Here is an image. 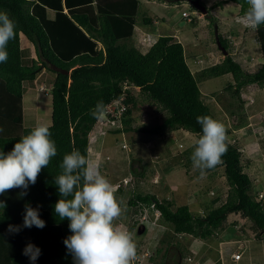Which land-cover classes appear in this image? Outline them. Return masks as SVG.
<instances>
[{
  "label": "trees",
  "instance_id": "16d2710c",
  "mask_svg": "<svg viewBox=\"0 0 264 264\" xmlns=\"http://www.w3.org/2000/svg\"><path fill=\"white\" fill-rule=\"evenodd\" d=\"M228 2L237 3L239 14L245 15L246 0H217L204 16H213L211 9ZM139 4L140 0H0V11L7 12L16 22L17 31L16 38L7 46L8 61L0 63V128H3L0 152L11 151L20 137L35 127L23 124V96L25 85L35 84L42 69L53 74L47 81L50 87H44L43 92L51 97V123L47 126L57 147V155L42 169L26 195H21L19 188L0 195V200L6 203L4 209L0 208V264H32L22 254L29 243L41 250L35 264H73L63 243L72 234L69 221L59 220L54 212V205L60 199L54 177L60 174L59 164L66 153L78 149L89 157L90 133L97 123L106 122L108 131L114 134L140 130L164 137L183 130L198 137L201 134L198 116L216 120L209 103L202 98L201 81L231 74L233 83L224 89L240 100V107L243 105L240 94L246 86L255 83L264 87V24L255 30L262 61L254 71H245L232 55V44L217 34V44L227 54L221 61L195 72L186 60L182 43L172 40L174 37L158 35L145 50L127 44L126 40L134 36ZM184 17L187 19L189 15ZM189 21L193 22V18ZM142 22L146 25L154 21L146 16ZM21 33L33 45L36 57L29 56V51L22 48ZM193 61L197 63L194 57ZM53 65L68 73L53 70ZM137 95L163 110L160 122L142 128L134 125ZM121 97L127 108L115 125L110 124L113 117L109 112L105 111L101 121L90 114L98 101H103L106 110L112 101ZM230 132L226 129L227 135ZM193 144L177 151L180 167L192 166ZM242 152L237 143H230L227 138V151L221 158L228 185L225 199H216L201 212L191 211L186 204L161 200L151 192L133 194L127 201L128 206L134 211L144 208L157 211L161 222L167 223L174 235L186 234L203 240L217 236L227 224L229 214L237 213L248 219L257 237H261L264 235V191L261 200L251 191L252 179L246 172L251 161ZM122 185L117 188L121 190ZM25 205L38 208L46 226L22 227L18 233H9L10 224L23 225ZM168 245L162 255L169 253ZM161 251V247L155 249L156 253ZM233 254L235 251L231 253L232 258ZM220 258L210 262L204 255L197 264H221Z\"/></svg>",
  "mask_w": 264,
  "mask_h": 264
},
{
  "label": "rangeland",
  "instance_id": "374dc122",
  "mask_svg": "<svg viewBox=\"0 0 264 264\" xmlns=\"http://www.w3.org/2000/svg\"><path fill=\"white\" fill-rule=\"evenodd\" d=\"M215 1L200 0L207 8ZM239 8L237 3L228 2L211 9L210 14L214 17H205L186 0H140L135 35L126 42L145 50L158 35L174 37L172 40L182 43L186 60L191 70L196 72L223 59L224 53L217 44L218 34L232 44L230 50L234 59L241 63L245 71L252 72L262 61L260 48L255 31L246 25ZM183 12L193 18V22L187 20ZM146 16L154 22L143 25L142 18ZM141 31L151 33L152 40L148 35L144 43L142 34L137 39ZM136 39L145 45L136 43ZM20 43L22 48L29 51V56L36 57L33 45L22 33ZM42 72H45L44 69L35 84L25 85L23 124L27 127L51 123V97L43 90L44 87H50L47 81L53 74L46 71L43 75ZM228 83H233L231 74L201 81L199 87L202 98L209 103L216 120L225 129H230L228 141L237 143L242 148L244 158L250 159L251 165L246 172L252 179L251 191H264V87L255 83L246 86L240 94L243 101L240 107V100L224 89ZM137 97L139 101L133 112L134 125L142 128L160 122L163 110L140 95ZM104 123H97L93 127L89 153L93 154L91 161L99 165L102 175L112 185L122 208L121 216L113 223L115 227L129 233L137 246L138 259L133 264H193L195 261L200 262L204 255L211 258L212 262L221 257L222 264H264L261 261L264 258V235L261 240H256L251 233L254 232L251 222H243L240 215L235 217L237 224L234 225L237 227L234 228L241 229L243 225L245 234H237L234 228L226 227V224L217 236L203 240L186 234L174 235L170 226L161 222L159 212L147 208L134 211L133 207L128 206V199L140 192H151L159 199L172 200L177 205L186 204L193 212L203 211L216 199H225L228 185L222 163L208 170L203 177L193 165L180 167L181 159L177 151L191 146L196 135L183 130L167 133L164 137L140 130L114 134L108 131L107 123ZM168 173L172 176L167 178ZM123 178L129 183L123 184L120 190L116 184ZM235 240L240 241L234 243ZM238 243L241 244L239 247ZM167 245L169 253L162 255ZM243 245L244 248H241ZM160 247L162 251L156 253L155 249ZM236 250L235 253H243L240 261L231 257V253ZM188 256L192 258L191 261H188Z\"/></svg>",
  "mask_w": 264,
  "mask_h": 264
},
{
  "label": "clouds",
  "instance_id": "9594fccd",
  "mask_svg": "<svg viewBox=\"0 0 264 264\" xmlns=\"http://www.w3.org/2000/svg\"><path fill=\"white\" fill-rule=\"evenodd\" d=\"M248 8L242 19L253 31L264 24V0H246ZM16 22L5 11H0V63L8 61L7 46L16 38ZM94 119L105 115L103 101L90 110ZM201 134L195 139L191 161L201 177L222 162L227 151V134L224 125L211 116H198ZM3 128H0V132ZM45 124H37L27 135H22L8 153L0 152V195L21 189L26 195L35 185L42 169L49 166L57 155L55 142ZM92 139L90 138V142ZM60 174L54 177L60 199L54 205L59 220L67 219L71 235L63 243L73 264H133L138 259L137 246L131 235L114 226L122 214L112 185L102 175L99 165L93 163L78 149L66 153L59 164ZM6 203L0 200V208ZM42 229L46 226L39 209L25 205L23 225H9L7 231L18 233L21 228ZM32 264L41 254L40 248L29 243L22 252Z\"/></svg>",
  "mask_w": 264,
  "mask_h": 264
},
{
  "label": "crops",
  "instance_id": "0c3cea01",
  "mask_svg": "<svg viewBox=\"0 0 264 264\" xmlns=\"http://www.w3.org/2000/svg\"><path fill=\"white\" fill-rule=\"evenodd\" d=\"M143 28H144V26H143ZM134 33H135V30H134ZM140 34H142L143 36H144V40H145V42L144 43H146V40H147V37L146 36H148L149 35V37H150V39L152 38V34L151 33H147V32H145V31H141L140 33H139V36L137 37V39L139 38L140 39ZM135 35V34H134ZM155 37V36H154ZM156 38V37H155ZM136 39V40H137ZM140 41V40H139ZM138 42V40L136 41V43ZM139 44L141 43V44H144V43H142L141 41L140 42H138ZM91 143V142H90ZM93 156V154H91V153H89V159L91 160V157ZM169 176H172V174H170V173H168V176H167V178L169 177ZM172 188H175L174 186H172ZM259 193H263V190H260V191H258V192H256L255 193V195H258ZM238 215H240V214H237V213H232V214H229V216H228V222L230 221L231 223L229 224L228 222H227V225H226V227L228 226V227H231V229H233L234 227H237V225H234V224H237V222L235 221V217L236 216H238ZM242 217V216H241ZM244 217H242V219L241 220H243V222H245L246 220H248V219H246V218H244ZM249 221V220H248ZM233 222V223H232ZM250 222V221H249ZM252 224V223H251ZM234 225V226H233ZM243 226V225H242ZM250 227H251V225H250ZM242 228H244V227H241V229H233V230H235L236 232H237V234H245V232H243L242 231ZM252 228H253V230H254V232H251V233H253V237L257 240V239H259V240H261L262 238L261 237H257V235H256V233H257V231L254 229V227L252 226ZM244 230H245V228H244ZM252 230V231H253ZM247 231V230H246ZM238 241H240V240H235L234 241V243H237ZM220 243H225V242H222V241H220ZM241 244L240 243H238V247L240 246ZM248 249H249V246H248ZM236 252V251H235ZM243 258V253H242V255H241V257H240V259L239 260H236V261H240L241 259ZM210 262H212L211 261V258H209L208 259ZM261 261H263L264 262V258L262 257L261 258ZM222 264V263H221ZM255 264H261V263H255Z\"/></svg>",
  "mask_w": 264,
  "mask_h": 264
},
{
  "label": "built area",
  "instance_id": "2783aa9c",
  "mask_svg": "<svg viewBox=\"0 0 264 264\" xmlns=\"http://www.w3.org/2000/svg\"><path fill=\"white\" fill-rule=\"evenodd\" d=\"M184 16H187V13H183ZM188 20L190 19L189 17L187 18ZM123 97H121L120 99L114 100L112 101L106 108V112H109L112 115V120L110 121L111 125H115L118 121L119 118L121 116V114L126 110L127 105L123 102ZM101 121V120H100ZM127 183V179H123L121 181V183H117L116 186H120L121 184H126ZM263 197V193H259L258 194V200H261ZM240 257L239 253H235L233 254V258L234 259H238ZM192 258L188 257V261H191ZM198 263V261H196V264Z\"/></svg>",
  "mask_w": 264,
  "mask_h": 264
},
{
  "label": "water",
  "instance_id": "95a60500",
  "mask_svg": "<svg viewBox=\"0 0 264 264\" xmlns=\"http://www.w3.org/2000/svg\"><path fill=\"white\" fill-rule=\"evenodd\" d=\"M188 1L191 5H193L199 12H201L203 15H205L207 12H208V8L206 5L202 4L200 2V0H186ZM218 43V41H217ZM223 53H224V56L227 54L226 50L222 47L221 48ZM53 68V70L55 71H60V72H63V73H68L67 70H64V69H61L60 67H57L55 65L51 66Z\"/></svg>",
  "mask_w": 264,
  "mask_h": 264
}]
</instances>
